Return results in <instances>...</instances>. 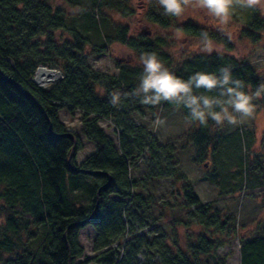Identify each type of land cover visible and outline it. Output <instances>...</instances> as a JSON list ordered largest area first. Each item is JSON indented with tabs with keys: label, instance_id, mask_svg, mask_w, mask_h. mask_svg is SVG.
<instances>
[{
	"label": "trees",
	"instance_id": "1",
	"mask_svg": "<svg viewBox=\"0 0 264 264\" xmlns=\"http://www.w3.org/2000/svg\"><path fill=\"white\" fill-rule=\"evenodd\" d=\"M135 14L131 0H0V264H226L231 256L218 250L238 237L237 203L235 214L232 205L217 208L215 199L201 200L179 166L173 139L152 134L132 114L179 110L195 126L189 131L197 154L210 147L213 155H221L233 135H225L224 123L192 121L183 105L142 104L131 95L140 82L141 62L116 61L117 75H101L86 57L104 54L113 43L138 60L155 52L183 80L201 71L219 75L228 66L250 95L260 84L256 68L231 53L226 34L165 14L158 0L143 14L157 32L130 33L126 21ZM244 24L239 36L264 44V17L253 12ZM170 30L197 38L206 31L224 50L179 57L172 51L173 36L163 32ZM40 64L58 67L62 78L36 85L32 78ZM114 91L121 93L116 106L110 103ZM194 94L217 95L203 89ZM61 110L79 113L80 132L94 146L79 163L80 138L61 122ZM103 120L107 127L100 125ZM140 162L146 170L141 179H132ZM246 171L263 175L264 167L249 157ZM158 180L179 186L161 200L155 217L146 191ZM210 181L217 186L214 176ZM174 208L179 218L176 213L166 223ZM147 218L165 222L170 232L158 227L160 233L149 237L152 231H132L134 222ZM87 226L95 237L92 254L84 256L78 236ZM239 254V264H264V231L241 238Z\"/></svg>",
	"mask_w": 264,
	"mask_h": 264
},
{
	"label": "rangeland",
	"instance_id": "2",
	"mask_svg": "<svg viewBox=\"0 0 264 264\" xmlns=\"http://www.w3.org/2000/svg\"><path fill=\"white\" fill-rule=\"evenodd\" d=\"M152 1L153 0H131L136 14L132 19L126 21L130 25V33L139 32L140 30H148L150 32L158 31L157 27L147 23L143 18L145 10ZM253 12H257L260 16L264 17V6H258L256 8H240L237 6L232 11L229 24L222 26L206 9L195 7L193 0V4L185 7L179 19L180 21H182V19H189L194 23L203 24L211 30L226 34L233 47L231 53L237 58H241L255 66L259 77V83L261 84L264 83V44L262 40L253 42L239 36V32L245 25V21L250 18ZM163 32L173 36L172 51L178 53L179 57L194 52H207L202 50V46L200 45L201 38L192 37L180 31L178 32L177 30ZM64 36L67 35L64 34ZM212 46L213 51L220 52L224 50L220 44L214 41H212ZM86 60L88 65L101 75H117L118 70L115 67L116 61L122 63L126 62L132 66H136L137 63H140V60L135 57L134 53L116 43L109 45L104 54L88 56ZM40 65V67L38 66L39 69L45 68L48 71H53L57 76L47 82L45 80H37V78L43 77V75L38 76L37 74L34 79L36 85L46 87L62 78V72L58 67L46 64ZM98 90L101 91V87L98 88ZM252 102L256 109L253 118H246L243 122H238L236 125H230L227 122L224 123L223 127L226 128L225 135L227 137H229L230 134L233 136L229 142V150H223L221 155H213V151L210 147L206 153L202 154L201 152L197 154L194 150L195 141L189 131L190 128L195 129V126H193L190 121H187L177 109H160L157 111V116L145 115L140 117L136 114H132V119L135 122L144 124L152 134L164 140L167 138L173 139L174 145L178 147L177 157L179 166L189 178L190 186L201 200L207 201L215 199V206L217 208L223 207V205L226 204L230 208L234 206L232 208L234 212L236 211L235 206L237 203V214L236 212L235 214L239 217L238 237L232 241L230 246H225L218 250L220 253H226L227 251L232 252L231 256L227 258L226 264H239V246L241 238L255 237L259 234L261 229L264 231V174L246 171V162L249 157L256 159L259 165H263L264 167V95L260 98L253 97ZM158 118L164 122L159 126L155 123ZM59 119L65 124L68 131L76 133L80 138L82 148L76 152L75 156L77 163H79V161L83 160L84 157L90 154L94 149L93 144L85 140L80 132V115L78 112L69 114L61 110L59 112ZM108 124L109 122L105 120L100 123L103 127H107ZM108 132H111V127H108ZM203 163H207L206 168L203 167ZM233 169L236 171L235 174L231 172ZM145 170L146 165L144 162L138 163L137 168L131 173V178L135 180L141 179ZM213 176L216 179V183H218L217 186L210 181ZM178 186L179 184H175L171 180H158L148 187L146 194L150 193L153 198L154 204L152 206V211L155 217L159 213L158 206L161 200L170 197V192L176 190ZM229 190H231V193L227 192ZM231 195L234 197L236 196L233 202L230 199ZM171 213L169 217L165 215L166 223H171L173 217H176V213L177 218H179V214L176 212L175 208ZM126 219L128 218L126 217ZM164 223L165 222H154L147 218L141 220V223L137 221L134 222L131 227L132 231L137 235H143L148 231H152V233H148L147 235L149 237H154L160 233L158 232V227H162L166 229L167 232H170L169 227ZM142 225H145L144 228H140ZM135 233H133L132 236L135 235ZM132 236H130V234L127 235V237ZM78 237V241L83 247V255H91L92 241L95 237L93 229L90 226L81 229ZM154 260L155 259H150V262H154Z\"/></svg>",
	"mask_w": 264,
	"mask_h": 264
},
{
	"label": "clouds",
	"instance_id": "3",
	"mask_svg": "<svg viewBox=\"0 0 264 264\" xmlns=\"http://www.w3.org/2000/svg\"><path fill=\"white\" fill-rule=\"evenodd\" d=\"M158 3L165 14L179 17L185 7L193 4V0H158ZM194 6L206 9L220 25L226 26L235 7L256 8L264 6V0H194ZM200 45L203 51H213L212 41L206 31L201 32ZM139 59L143 72L138 87L131 95L139 97L144 105L155 106L161 102L183 105L188 109L191 120L199 122L200 125H206L209 119L217 125L225 122L236 125L246 118L251 119L256 110L252 102L253 97L260 98L264 95V83L259 84L251 95L243 91L244 82L233 79L231 68L228 66L221 67L219 75L201 71L183 80L164 67L155 52L142 53ZM199 89L206 92L215 91L217 95L194 94V90ZM120 101L119 91L110 94V103L113 106L118 105ZM155 123L159 126L164 122L158 118Z\"/></svg>",
	"mask_w": 264,
	"mask_h": 264
},
{
	"label": "bare ground",
	"instance_id": "4",
	"mask_svg": "<svg viewBox=\"0 0 264 264\" xmlns=\"http://www.w3.org/2000/svg\"><path fill=\"white\" fill-rule=\"evenodd\" d=\"M38 76L43 75V77L37 78V80H45V81H50L52 78H55L57 74H55L53 71H48L45 68H40L39 72L37 73Z\"/></svg>",
	"mask_w": 264,
	"mask_h": 264
},
{
	"label": "built area",
	"instance_id": "5",
	"mask_svg": "<svg viewBox=\"0 0 264 264\" xmlns=\"http://www.w3.org/2000/svg\"><path fill=\"white\" fill-rule=\"evenodd\" d=\"M39 68H37L35 74H34V77H33V80L35 79V76H37V72H38Z\"/></svg>",
	"mask_w": 264,
	"mask_h": 264
}]
</instances>
